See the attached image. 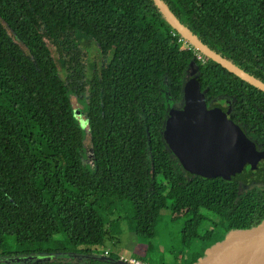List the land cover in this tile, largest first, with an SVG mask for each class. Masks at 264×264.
Segmentation results:
<instances>
[{
	"label": "trees",
	"instance_id": "16d2710c",
	"mask_svg": "<svg viewBox=\"0 0 264 264\" xmlns=\"http://www.w3.org/2000/svg\"><path fill=\"white\" fill-rule=\"evenodd\" d=\"M159 1L222 61L181 49L156 0H0V246L63 234L76 248L13 264H130L92 251L110 237L107 209L118 200L148 239L163 209L187 217L177 239L191 257L177 264L230 225L264 218V177L188 173L164 140L169 111L196 78L207 107L227 102L264 150V0ZM77 33L103 57L90 77ZM85 93L84 130L69 94Z\"/></svg>",
	"mask_w": 264,
	"mask_h": 264
},
{
	"label": "water",
	"instance_id": "95a60500",
	"mask_svg": "<svg viewBox=\"0 0 264 264\" xmlns=\"http://www.w3.org/2000/svg\"><path fill=\"white\" fill-rule=\"evenodd\" d=\"M156 1L180 33L203 53L222 61ZM164 140L188 173L205 178L220 176L227 181H238L248 175L264 177V150H257L243 128L230 117L227 102L207 107L196 78L184 86L182 107L171 111ZM260 246H264V218L230 225L204 245L189 264H231Z\"/></svg>",
	"mask_w": 264,
	"mask_h": 264
},
{
	"label": "rangeland",
	"instance_id": "374dc122",
	"mask_svg": "<svg viewBox=\"0 0 264 264\" xmlns=\"http://www.w3.org/2000/svg\"><path fill=\"white\" fill-rule=\"evenodd\" d=\"M71 40L77 43V48H81L87 52V57L85 58V72L86 77H90L95 68L99 67V64L102 63L101 59L103 57L98 53L95 45L90 43L88 37L77 33L71 37ZM202 55L203 59L207 58L205 53L202 52ZM93 65L94 67H92ZM192 69L193 68L190 67V70ZM69 97L72 100L74 109L80 115L79 123L85 130L82 120L84 111L87 108V94L85 93L81 97L69 94ZM172 110L173 107L169 112ZM84 148L85 150L82 153V161L85 169L91 171L93 168V160L91 157L89 158L88 155L89 141L87 138L84 140ZM251 177V175H248L241 180L245 179V181L248 182ZM253 177L252 179L256 182H263L259 176ZM115 205V207L110 206L109 210L107 209V212L114 211L113 215H110V219L106 224V229L109 231L110 237L105 240L103 245L97 247L96 249H92L94 253H102L104 249H108L113 253L119 254V256H123L125 258L136 257V259L144 260L150 264H177L179 262L181 263L183 258L191 257L188 252L190 244L183 247L177 239L180 229L187 220L186 216L177 220H172L170 210L163 209L160 211L154 226V235L151 239H148L143 230L129 217L130 215L127 212L129 204L118 200ZM102 212L106 214L105 210H102ZM208 215V218L211 219V215ZM211 226L210 220L204 221L199 228L200 235L202 237H207L211 232ZM191 245L195 251L197 242H194V245ZM54 249H66L67 252L70 253L76 250L74 246L67 242L63 234L55 235L52 242H30L18 244L13 240H10L4 246H0V264H13L20 260L21 257L28 256V254L31 257L35 256L38 258H44ZM52 254L56 255V253Z\"/></svg>",
	"mask_w": 264,
	"mask_h": 264
},
{
	"label": "built area",
	"instance_id": "2783aa9c",
	"mask_svg": "<svg viewBox=\"0 0 264 264\" xmlns=\"http://www.w3.org/2000/svg\"><path fill=\"white\" fill-rule=\"evenodd\" d=\"M173 34H177L178 35L177 43L179 44L181 49L193 50V52L196 55V57L198 59L204 61L202 52L200 51L198 46H196V45L194 46L193 45L194 43L190 39H188L185 35H183L179 31H174ZM104 252L107 253L108 250H104ZM120 259L125 261V262H128L130 264H150V263H148L146 261H141L140 259H136V257L125 258L123 256H120Z\"/></svg>",
	"mask_w": 264,
	"mask_h": 264
},
{
	"label": "bare ground",
	"instance_id": "6f19581e",
	"mask_svg": "<svg viewBox=\"0 0 264 264\" xmlns=\"http://www.w3.org/2000/svg\"><path fill=\"white\" fill-rule=\"evenodd\" d=\"M231 264H264V246L239 256Z\"/></svg>",
	"mask_w": 264,
	"mask_h": 264
},
{
	"label": "flooded vegetation",
	"instance_id": "af4514ba",
	"mask_svg": "<svg viewBox=\"0 0 264 264\" xmlns=\"http://www.w3.org/2000/svg\"><path fill=\"white\" fill-rule=\"evenodd\" d=\"M215 105H218V104H215ZM215 105H213V106H215ZM213 106H211V107H213ZM211 107H208V108H211Z\"/></svg>",
	"mask_w": 264,
	"mask_h": 264
}]
</instances>
